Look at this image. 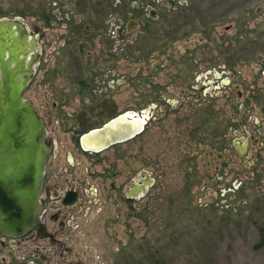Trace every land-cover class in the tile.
<instances>
[{"label": "rangeland", "instance_id": "1", "mask_svg": "<svg viewBox=\"0 0 264 264\" xmlns=\"http://www.w3.org/2000/svg\"><path fill=\"white\" fill-rule=\"evenodd\" d=\"M54 14H68L71 20L82 14L85 21L96 16L106 21L109 14L128 19L121 36V111L151 104V74L158 72L159 86L179 89L182 77L199 69L202 53L213 57L216 43H258L234 67L238 88L260 117L264 76L256 73L253 55L264 52V0H0V16H19L35 31L53 19L49 28H60ZM156 59L160 65L153 72ZM170 75L175 80L167 82ZM33 85L25 92L32 99L31 90L39 97ZM33 101L38 107L39 98ZM156 120H148L139 139L121 143V210L113 204L109 215L95 214L88 246L79 239L72 242L82 264H264V173L251 178L238 156L228 164L232 179L229 169L224 181L241 182L239 189L216 194L217 150L208 135L206 141L197 139V132L170 139L177 133L170 121L157 125ZM142 172L149 174L150 184L140 196L126 198L128 186ZM13 258L0 247V264H15Z\"/></svg>", "mask_w": 264, "mask_h": 264}, {"label": "flooded vegetation", "instance_id": "2", "mask_svg": "<svg viewBox=\"0 0 264 264\" xmlns=\"http://www.w3.org/2000/svg\"><path fill=\"white\" fill-rule=\"evenodd\" d=\"M54 15L55 24L60 26L53 30L55 33L48 26L54 19L36 31L40 42L37 63L24 91L41 118L50 145L39 194L42 226L19 236L0 233V247L14 256L15 264H82V253L74 250L72 242L79 239L88 246L95 214L109 215L115 210L113 204L121 210V143L133 137L139 139L149 119H157V125L170 121L172 131H177L170 139L197 132V139L206 141L208 135L217 150L216 194H232L239 189L241 182L224 181L229 169L232 177L228 164H235L238 156L245 167L249 166L251 178H260L264 173V90L259 117L252 113L249 98L243 97L238 88L234 67L259 47L258 43H216L213 57L202 53L199 69L182 77L179 89L170 84L159 86L155 69L160 64L156 59L152 67L157 73L150 75L151 104L121 111V81L125 79L121 78V36L128 19L123 22L121 14H109L106 21L97 16L85 21L82 14L78 20H71L68 14ZM131 16L137 24L143 23L142 18ZM260 48L264 51V44ZM167 54L172 57L171 51ZM253 56L258 65L256 73L264 76V52ZM167 77V82L175 80L173 75ZM35 78L38 86L33 85ZM32 85L38 88L39 97L35 90L30 92L39 98L38 107L34 98L25 95ZM258 92H253L256 101ZM124 111L136 112L141 118H133L139 122L144 119L135 135L100 149L83 142L85 132ZM59 128L68 133V138ZM143 178L147 181L150 176L142 172L135 181L141 183ZM138 191L128 186L125 197L140 196L142 192Z\"/></svg>", "mask_w": 264, "mask_h": 264}, {"label": "water", "instance_id": "3", "mask_svg": "<svg viewBox=\"0 0 264 264\" xmlns=\"http://www.w3.org/2000/svg\"><path fill=\"white\" fill-rule=\"evenodd\" d=\"M38 53L35 30L19 16H0V233L9 236L42 226L39 194L50 145L39 114L24 96ZM123 115L126 120L141 118L134 111H124L84 135L105 132ZM143 123L142 117L138 126L117 132L98 149L132 137ZM141 180L130 190L145 192L151 178Z\"/></svg>", "mask_w": 264, "mask_h": 264}, {"label": "bare ground", "instance_id": "4", "mask_svg": "<svg viewBox=\"0 0 264 264\" xmlns=\"http://www.w3.org/2000/svg\"><path fill=\"white\" fill-rule=\"evenodd\" d=\"M139 120L135 118H130L126 120L124 115L119 117L114 124L108 128L105 132L98 133L95 135L94 133H89L85 135L82 139L84 143H93L95 149H98L107 139L115 136L117 132L124 131L126 129H133L135 126H138Z\"/></svg>", "mask_w": 264, "mask_h": 264}]
</instances>
